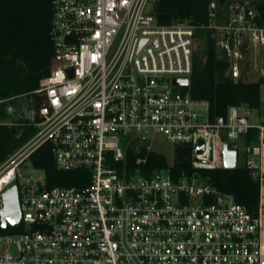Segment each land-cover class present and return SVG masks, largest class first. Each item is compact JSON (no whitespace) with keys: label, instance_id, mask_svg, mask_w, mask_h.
Segmentation results:
<instances>
[{"label":"built area","instance_id":"obj_1","mask_svg":"<svg viewBox=\"0 0 264 264\" xmlns=\"http://www.w3.org/2000/svg\"><path fill=\"white\" fill-rule=\"evenodd\" d=\"M155 2L50 0V74L33 92L41 102L29 118L38 132L0 166V178L13 172L0 194L43 144L58 170L87 172L89 184L19 183L22 228L0 234V264H263L259 209L251 215L197 172L146 176L125 159L129 148L144 149L135 165L146 164L160 135L173 149L189 146L195 170L224 169L221 148L238 155L242 140L243 166L262 184L264 121H252L246 105L210 120L208 104L185 90L202 33L237 82L264 54V17L253 1L210 0L202 21L160 25Z\"/></svg>","mask_w":264,"mask_h":264},{"label":"trees","instance_id":"obj_2","mask_svg":"<svg viewBox=\"0 0 264 264\" xmlns=\"http://www.w3.org/2000/svg\"><path fill=\"white\" fill-rule=\"evenodd\" d=\"M210 0H156L155 17L160 25H169L178 20L202 21ZM264 17V2H257ZM52 10L50 0H0V166L7 158L29 141L37 128L28 117L30 111H37L41 99L33 94L39 82L50 74L53 43L50 36ZM201 56V66L190 78L185 90L193 100L208 104L210 120L223 117L231 106L246 105L250 110H258L261 105V85L258 81H247L248 67L241 78L234 82L225 76L227 63L214 46L209 35ZM25 95L24 98H16ZM26 99L29 104L22 103ZM10 125H1L4 121ZM35 121H37L35 119ZM36 123V122H35ZM12 127L13 132H12ZM254 133L246 138L252 140ZM141 150V149H140ZM174 160L168 165L165 156L151 152L146 164L136 166L135 161L143 156L136 149L126 151L125 165L130 170H139L149 176L155 170L168 169L174 179L200 174L219 192L229 195L237 204L247 208L253 216L258 215L260 184L252 179L244 167L234 169L195 170L191 164V148L176 146ZM35 170L44 172V186L76 187L83 189L89 184V174L78 171H61L54 165L50 146L43 144L29 157ZM19 188V182L14 183ZM19 227L0 229V234L19 232Z\"/></svg>","mask_w":264,"mask_h":264},{"label":"rangeland","instance_id":"obj_3","mask_svg":"<svg viewBox=\"0 0 264 264\" xmlns=\"http://www.w3.org/2000/svg\"><path fill=\"white\" fill-rule=\"evenodd\" d=\"M247 1H253L256 3L257 2H264V0H247ZM197 49H198V51H197L196 58H195V63H196L195 64V72L197 71V68H200V66L202 65L201 64V56H202V52H204V50H205L204 43L198 42L197 43ZM263 75H264V54L254 56V60L252 61L251 65L248 69V72H247V81H253V82L258 81L259 78L263 77ZM24 96L25 95H20V96H17L16 98H18V99L24 98ZM23 100L24 101H22V103L29 104L28 100H26V99H23ZM32 114H33L32 111H30L28 113V117L31 118ZM263 118H264V84L261 85V105H260V108L258 110H252L251 111V120L252 121L260 120ZM3 124L4 125H10L11 122L6 120V121L1 123V125H3ZM13 128L14 127H12V129ZM37 132H38V129H37L36 133ZM36 133L33 136H35ZM243 144H244V142H242V140L237 142V145H238L237 167H242L244 165V145ZM19 149H17L15 152H13L10 156H12L14 153H16ZM152 150L157 154H161V155L165 156L169 166L173 164V160H174L173 147L170 144L166 143V141L164 140V138L162 136L157 135L154 143L152 144ZM17 176H18L17 179H19V183H21V182L25 183L28 180L37 181V180H39V178H41L43 180L44 179V172L40 171V170H35L31 166L30 163L26 162L25 167H20L19 170H17ZM12 185H14V184H12ZM17 227L22 228V224L18 225Z\"/></svg>","mask_w":264,"mask_h":264},{"label":"water","instance_id":"obj_4","mask_svg":"<svg viewBox=\"0 0 264 264\" xmlns=\"http://www.w3.org/2000/svg\"><path fill=\"white\" fill-rule=\"evenodd\" d=\"M223 3L224 0H219ZM174 85L186 86L188 84L187 79L174 80ZM13 132V129H12ZM203 152V144L200 142L197 146L196 153ZM221 163L224 169H234L236 168V151L230 150L227 146H223L220 151ZM21 217V211L19 207V195L18 187L12 185L11 187L5 189L0 194V229L4 230L8 226L15 227L19 224Z\"/></svg>","mask_w":264,"mask_h":264},{"label":"crops","instance_id":"obj_5","mask_svg":"<svg viewBox=\"0 0 264 264\" xmlns=\"http://www.w3.org/2000/svg\"><path fill=\"white\" fill-rule=\"evenodd\" d=\"M255 121L263 122L264 118L260 120H255ZM259 210L261 214L262 230H263V238H264V180L262 184L260 185ZM263 264H264V261H263Z\"/></svg>","mask_w":264,"mask_h":264},{"label":"bare ground","instance_id":"obj_6","mask_svg":"<svg viewBox=\"0 0 264 264\" xmlns=\"http://www.w3.org/2000/svg\"><path fill=\"white\" fill-rule=\"evenodd\" d=\"M13 179V172L10 171L8 173V171L0 178V189L5 187L6 185H8L11 180Z\"/></svg>","mask_w":264,"mask_h":264}]
</instances>
